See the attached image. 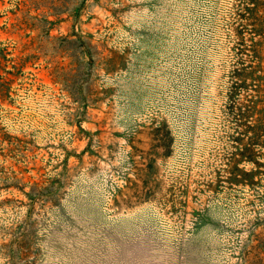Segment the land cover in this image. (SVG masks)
I'll return each instance as SVG.
<instances>
[{"label":"rangeland","instance_id":"1","mask_svg":"<svg viewBox=\"0 0 264 264\" xmlns=\"http://www.w3.org/2000/svg\"><path fill=\"white\" fill-rule=\"evenodd\" d=\"M0 264H264V0H0Z\"/></svg>","mask_w":264,"mask_h":264}]
</instances>
